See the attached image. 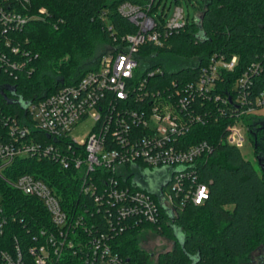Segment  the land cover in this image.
<instances>
[{"label": "built area", "instance_id": "obj_1", "mask_svg": "<svg viewBox=\"0 0 264 264\" xmlns=\"http://www.w3.org/2000/svg\"><path fill=\"white\" fill-rule=\"evenodd\" d=\"M143 1L125 2L118 8L137 32L114 38L95 69L79 81L31 103L30 122L0 109V179L39 200L55 226L34 232L28 221L4 207L0 194V264H64L67 254L81 264H134L118 251L114 239L145 224H158L163 211L158 198L141 189V183L163 171L170 180L163 189L164 208L175 216L174 193L196 206L208 199L209 187L192 177L197 161L215 146L207 141L190 143L189 137L194 127L209 123V112L221 116L230 112L225 141L240 149L245 145L244 119L264 105V97L251 99L246 91L258 66H249L228 94L219 89H224V74L236 69V55L228 60L214 54L199 66L195 79L173 80L163 91L148 89L149 80L164 70L157 65L158 58H144L142 48L148 43L163 45L189 19L181 6L168 18L165 6L153 12L155 0ZM30 19L15 9L0 7V38L9 30H22ZM6 44L11 46L9 39ZM24 65L0 47V69L13 75ZM133 94L134 105L127 106ZM199 102L203 108L198 111ZM88 117L94 124L85 139L77 140L72 130ZM34 159L52 161L69 171L80 185L82 204L66 210L47 182L20 171ZM21 224L19 234L16 227Z\"/></svg>", "mask_w": 264, "mask_h": 264}, {"label": "trees", "instance_id": "obj_2", "mask_svg": "<svg viewBox=\"0 0 264 264\" xmlns=\"http://www.w3.org/2000/svg\"><path fill=\"white\" fill-rule=\"evenodd\" d=\"M161 1L155 0L153 12L158 11ZM125 2L144 3L143 0H10L7 4L0 0V7L31 17L22 30H9L0 38V47L8 57L25 64L13 75L0 69L3 114L30 122L31 103L76 83L95 69L99 57L105 53L101 50L113 45L114 38L119 40L136 33L137 27L118 12ZM174 2L179 4V0ZM196 2L200 15L185 28L169 35L161 46L148 43L142 48L141 55L158 58L157 65L164 70L162 75L149 80L148 89L163 91L173 80L195 79L199 66L214 54L228 60L236 55L238 65L233 72L224 74V89H219L220 93L234 91L243 72L257 65L252 86L246 91L251 99L264 97V0ZM7 39L11 46L6 44ZM12 48H18L19 52L11 53ZM59 57L63 59L59 61ZM134 88L137 90V85ZM134 95L127 106L134 105ZM200 108L203 107L199 102L196 109ZM209 114V123L194 127L189 137L190 143L207 141L215 146L212 153L197 161L192 177L196 183L209 187L208 199L196 206L189 200L183 202L184 196L174 193L176 216L163 208L158 224H145L118 235L114 245L132 263H150L151 254L138 246L140 236L148 230L174 244L172 250L159 255L160 264H242L255 246L254 239L264 235V120L251 115L244 119L254 147L255 164L244 157L240 148L225 141L227 126L232 121L230 112L225 116L216 111ZM20 171L47 182L66 210L79 207L84 200L73 175L52 161L34 159L21 166ZM169 191L172 192L171 188ZM0 194L4 207L28 221L34 232L44 227L54 230L52 218L39 200L22 195L1 179ZM22 228L23 224L16 231L20 234ZM179 230L184 234L183 240L178 236ZM63 262L81 264L70 254Z\"/></svg>", "mask_w": 264, "mask_h": 264}, {"label": "rangeland", "instance_id": "obj_3", "mask_svg": "<svg viewBox=\"0 0 264 264\" xmlns=\"http://www.w3.org/2000/svg\"><path fill=\"white\" fill-rule=\"evenodd\" d=\"M196 4V0H179V4L175 3L174 0H162L159 12L162 11V7L165 5L167 17L171 18L176 6H181L183 8L185 16L189 19L190 22H192L197 15ZM199 15L200 13H198L197 16ZM105 51V49L101 50V52ZM62 59V57H59V61H61ZM253 115L255 116V118L264 120V105L256 108L253 112ZM93 124L94 121L91 117L85 118L78 126H76L72 130V135L77 140L85 139ZM244 135L246 138V143L241 148L242 154L247 160H250L251 162L256 164L253 143L251 141L250 135L247 132V129L244 132ZM154 177L155 176H153V179ZM153 179H150V182L153 181ZM178 236L180 240L184 239V234L180 230L178 231ZM253 243L255 246L252 248L251 253L247 256L245 261L242 262V264H264V235L261 236V238L257 237L256 239H254ZM173 245L174 244L171 240L167 239L164 236L158 235L151 230L145 231L138 240V246L142 249H145L151 254L149 264H160L159 255L172 250Z\"/></svg>", "mask_w": 264, "mask_h": 264}, {"label": "water", "instance_id": "obj_4", "mask_svg": "<svg viewBox=\"0 0 264 264\" xmlns=\"http://www.w3.org/2000/svg\"><path fill=\"white\" fill-rule=\"evenodd\" d=\"M169 182L170 180L168 179L167 175L161 171L155 175L153 181L141 183L140 187L141 189L146 190L150 194L156 196L159 200L160 206L164 208L163 189L167 187Z\"/></svg>", "mask_w": 264, "mask_h": 264}]
</instances>
